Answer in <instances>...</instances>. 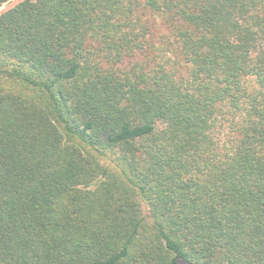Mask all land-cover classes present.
Masks as SVG:
<instances>
[{"label":"trees","instance_id":"obj_1","mask_svg":"<svg viewBox=\"0 0 264 264\" xmlns=\"http://www.w3.org/2000/svg\"><path fill=\"white\" fill-rule=\"evenodd\" d=\"M0 264H264V0L1 10Z\"/></svg>","mask_w":264,"mask_h":264},{"label":"rangeland","instance_id":"obj_2","mask_svg":"<svg viewBox=\"0 0 264 264\" xmlns=\"http://www.w3.org/2000/svg\"><path fill=\"white\" fill-rule=\"evenodd\" d=\"M19 0H9L8 2L4 3L1 7H0V11L11 6L12 4L16 3ZM134 60H139V58H135V59H127L125 64H128ZM181 74L183 73V75L186 74V72L184 71V68H181ZM228 126H227V122H223V126L220 128V132L218 134L219 137H225L224 134L228 131Z\"/></svg>","mask_w":264,"mask_h":264}]
</instances>
